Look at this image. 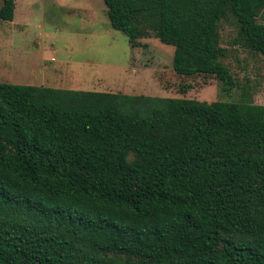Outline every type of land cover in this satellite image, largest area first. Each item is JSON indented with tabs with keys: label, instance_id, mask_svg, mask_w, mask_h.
<instances>
[{
	"label": "trees",
	"instance_id": "obj_1",
	"mask_svg": "<svg viewBox=\"0 0 264 264\" xmlns=\"http://www.w3.org/2000/svg\"><path fill=\"white\" fill-rule=\"evenodd\" d=\"M103 1L226 95L224 20L264 58V0ZM0 264H264V106L0 83Z\"/></svg>",
	"mask_w": 264,
	"mask_h": 264
},
{
	"label": "rangeland",
	"instance_id": "obj_2",
	"mask_svg": "<svg viewBox=\"0 0 264 264\" xmlns=\"http://www.w3.org/2000/svg\"><path fill=\"white\" fill-rule=\"evenodd\" d=\"M14 14L0 19V83L264 106V58L235 44L231 19L220 25L222 63L237 83L226 95L213 76H179L174 47L152 32L133 47L103 0H15Z\"/></svg>",
	"mask_w": 264,
	"mask_h": 264
}]
</instances>
